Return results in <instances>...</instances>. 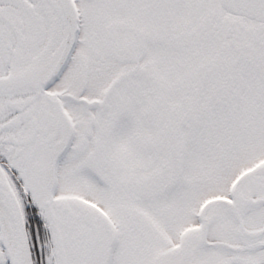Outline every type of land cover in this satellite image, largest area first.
Here are the masks:
<instances>
[{"label": "snow or ice", "instance_id": "snow-or-ice-1", "mask_svg": "<svg viewBox=\"0 0 264 264\" xmlns=\"http://www.w3.org/2000/svg\"><path fill=\"white\" fill-rule=\"evenodd\" d=\"M0 264H264V0H0Z\"/></svg>", "mask_w": 264, "mask_h": 264}]
</instances>
